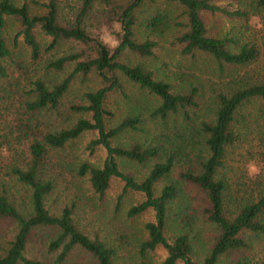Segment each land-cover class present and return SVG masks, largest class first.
I'll list each match as a JSON object with an SVG mask.
<instances>
[{
	"label": "trees",
	"instance_id": "16d2710c",
	"mask_svg": "<svg viewBox=\"0 0 264 264\" xmlns=\"http://www.w3.org/2000/svg\"><path fill=\"white\" fill-rule=\"evenodd\" d=\"M97 1L99 13L107 24L113 26L118 22L120 30L116 32L119 46L110 48L101 39L85 27V17ZM146 0H81L74 16L70 20H59V0H30L37 5V10L31 11L29 2L21 0H0V77L8 75V65L5 59L10 58V49L2 34L7 18L17 24L16 35L21 36L27 46L30 61L41 58V47L34 35L37 26L49 36L45 49L57 45L59 41L70 40L75 43L73 50L45 57L46 68L60 70L71 63V68L57 81L47 84L40 77L29 78L24 93V111L28 117H10L9 110L13 105L12 94L16 88L10 85L5 98V116L0 115L3 127L11 132L12 128L19 135L23 130L27 138L26 150L21 155L12 150L7 134H0V224L9 220L13 229L0 232V264H46L48 261L37 256H27L25 250L29 237L39 228H53L55 233L44 244L45 253L51 255L52 264H61L70 251L79 247L89 253L90 264H118L116 248L100 239L96 234L87 235L79 229L72 218V205H63L57 213L47 210L44 205L45 195L52 189L50 177L44 176L45 158L54 149L79 136L85 131L95 132L85 147L92 152L97 145L105 150V157L100 165L88 161H80L75 168L77 174L85 176L92 191L102 195L112 177H119L121 188L116 195V204L127 190H137L143 193V198L130 204L126 209L128 216L136 215L146 209L153 211V219L143 224L145 235L136 246L139 254L144 255L157 246L165 249L164 257L159 264H215L223 255L246 246L245 235H264V180L249 187L252 189L233 194L230 191L226 177L220 171L223 166L227 148L238 136L237 124L239 111L243 104L252 98L264 102V35L260 46L253 42H242L232 49L225 36H213L206 33L202 12H222L230 15L247 17L245 9H228L214 0H165L175 2L181 7L184 19L172 40L180 45L184 54L195 50L208 53L218 66H238L260 58V66L254 76H237L230 81L229 86L215 94V110L211 120H201L196 127L199 148L196 154V169L180 170L178 177L188 181L205 194L206 205L202 211L207 220L217 229L207 251L197 261L191 257V243L185 232H178L171 240L164 234L168 205L177 195L174 182L166 181L157 192L155 183L165 177L173 164L185 155V150L177 143L168 148L161 140L156 143L133 142L127 146L113 144L112 139L125 129L135 130L141 121L139 114L131 113L121 117L116 123H110L111 112L104 107L107 94L115 89H121L122 77L134 82L139 88L157 98V103L149 110L148 115L165 120L169 113L180 111L183 118L190 119L197 106L198 87L189 82L182 88H175L153 71L139 63L129 64L119 57L124 52H132L140 56L153 54L156 41L150 37L137 40L134 36V25L138 15L139 5ZM254 7H264V0H253ZM255 13V12H252ZM160 14H153L148 19L151 28L158 27L163 22ZM15 40V38H14ZM89 72L99 76L100 84L82 93L83 103H71L73 110L86 112L87 116H78L66 126L57 129L38 130L30 124L32 113L40 110H56L60 100L67 91L74 75H86ZM10 94V99L8 95ZM1 98V96H0ZM3 103V101H0ZM257 123V122H256ZM257 128L264 134V122L257 123ZM2 136V137H1ZM264 137L261 135V139ZM3 146H7L3 147ZM121 157L135 162L154 159L146 173L136 179L128 171L119 169L115 157ZM13 177L26 187L27 204L18 205L13 194L7 190L2 178ZM258 184V185H257ZM252 190V191H251ZM236 264H264L260 261L238 259Z\"/></svg>",
	"mask_w": 264,
	"mask_h": 264
},
{
	"label": "rangeland",
	"instance_id": "374dc122",
	"mask_svg": "<svg viewBox=\"0 0 264 264\" xmlns=\"http://www.w3.org/2000/svg\"><path fill=\"white\" fill-rule=\"evenodd\" d=\"M19 2L21 0H15ZM29 2L30 0H25ZM43 1V0H38ZM81 0H59V20H70ZM217 4L228 9H245L247 17L240 15L224 14L222 12H202L206 33L213 36H225L232 49L242 42H253L260 46L261 37L264 35V7H254L253 0H214ZM31 11L37 10V5L30 3ZM97 1L93 4L89 14L85 17V27L100 39L103 29L107 27L113 35L116 32L113 26L107 24L99 13ZM181 7L175 2L165 0H146L138 7L134 36L137 40L150 37L156 41L153 54L140 56L132 52H124L120 59L129 64L139 63L153 71L157 77L169 81L173 87L182 88L192 82L197 85V106L190 119L183 118L180 111L169 113L165 120L148 115L149 110L157 103V98L145 89L139 88L136 83L122 77L121 89H115L107 94L104 107L111 112L110 123H116L121 117L137 113L141 121L135 130L125 129L112 139L113 144L127 146L133 142L156 143L161 140L168 148L179 143L184 148L185 155L175 161L170 172L154 185L157 192L166 181L174 182L177 195L168 205V214L164 227L165 236L171 240L178 232H185L189 236L192 251L191 257L200 261L212 242L217 229L207 220L202 211L206 205L204 192L194 184L178 177L180 170L196 169V154L199 148L196 127L201 120H211L216 107L215 94L224 91L229 82L237 76H254L260 66V58L247 64L232 66H218L214 59L206 52L195 50L193 53L184 54L180 45L172 40L180 22L184 19ZM255 12V13H252ZM160 14L164 19L161 25L151 28L147 23L153 14ZM38 40L42 55L40 60L30 61L27 46L22 42L21 36L16 35L17 24L7 18L2 34L10 49V58L5 59L8 65V75L0 77V115L5 116V103L7 88L14 85L12 94L13 105L7 116L19 117L30 115L24 111L23 89L27 88L29 78L40 77L47 84L57 81L70 68L71 63L64 65L60 70H52L44 66L45 57L56 56L73 50L75 43L62 40L50 49H45L49 36L44 34L37 26L33 29ZM15 38V40H14ZM10 84V85H9ZM100 84L99 76L93 72L86 75H74L67 91L61 98L56 110H40L32 113L30 124L34 127L32 132L38 130L57 129L66 126L75 117L87 116L86 112L73 110L71 103H83L82 93L85 90L96 88ZM4 94L5 98H3ZM10 94L8 99H10ZM24 109V110H23ZM237 124L238 136L227 148L223 166L220 171L226 177L230 191L233 194L249 191L251 185L264 180V141L257 123L264 122V102L257 98L248 100L239 111ZM257 122V123H256ZM0 121V134L8 139L10 148L22 153L26 150L27 138L23 130L19 135L12 128L11 132L3 127ZM1 136V137H2ZM95 136V132L85 131L79 136L67 141L63 147L54 149L45 158L44 176L50 177L53 182L52 189L44 197V205L49 212L57 213L63 205H72V218L75 225L87 235L96 234L100 239L116 248L118 264H159L165 255V249L157 246L144 255L137 251V242L144 237L143 224L153 219V211L146 209L136 215L128 216L126 209L130 204L143 198V193L137 190H127L116 204V195L121 188L119 177H112L102 195L93 192L85 176L76 173V165L80 161H88L100 165L105 157L104 147L97 145L92 152L85 147L87 141ZM175 141L177 143H169ZM8 148L7 146H3ZM23 149V150H22ZM256 161L261 167L260 175L251 178L246 171L249 161ZM115 161L119 169L128 171L136 179H140L154 159L144 162H135L116 156ZM4 187L9 190L18 205L27 204L26 187L17 182L13 177L2 178ZM258 185V184H257ZM253 190V191H252ZM255 192V187L252 189ZM13 229L9 220L0 224V232H10ZM55 229L39 228L29 237L25 254L37 256L52 264L51 255L45 253V242L54 235ZM246 246L239 250L223 255L215 264H236L238 259L247 261H264V235H245ZM92 259L89 253L73 248L61 264H90ZM177 261L175 264H180Z\"/></svg>",
	"mask_w": 264,
	"mask_h": 264
},
{
	"label": "clouds",
	"instance_id": "9594fccd",
	"mask_svg": "<svg viewBox=\"0 0 264 264\" xmlns=\"http://www.w3.org/2000/svg\"><path fill=\"white\" fill-rule=\"evenodd\" d=\"M113 28L115 31L120 30V25L118 22H114ZM101 41L104 43L106 46L110 48H116L119 46L120 41L116 38L115 35L112 34V32L105 27L103 29V34L101 36ZM246 171L249 177L254 178L261 173V167L257 164L256 161L252 160L249 161V163L246 165Z\"/></svg>",
	"mask_w": 264,
	"mask_h": 264
}]
</instances>
